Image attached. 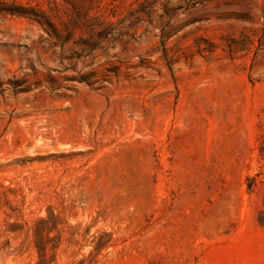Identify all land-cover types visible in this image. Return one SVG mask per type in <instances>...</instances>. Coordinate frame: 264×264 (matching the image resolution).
I'll list each match as a JSON object with an SVG mask.
<instances>
[{"label": "rangeland", "instance_id": "obj_1", "mask_svg": "<svg viewBox=\"0 0 264 264\" xmlns=\"http://www.w3.org/2000/svg\"><path fill=\"white\" fill-rule=\"evenodd\" d=\"M0 264H264V0H0Z\"/></svg>", "mask_w": 264, "mask_h": 264}]
</instances>
